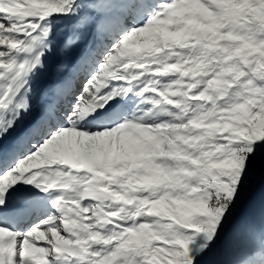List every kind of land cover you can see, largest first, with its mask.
I'll list each match as a JSON object with an SVG mask.
<instances>
[{
	"label": "snow or ice",
	"instance_id": "obj_1",
	"mask_svg": "<svg viewBox=\"0 0 264 264\" xmlns=\"http://www.w3.org/2000/svg\"><path fill=\"white\" fill-rule=\"evenodd\" d=\"M0 264H264V0H0Z\"/></svg>",
	"mask_w": 264,
	"mask_h": 264
}]
</instances>
